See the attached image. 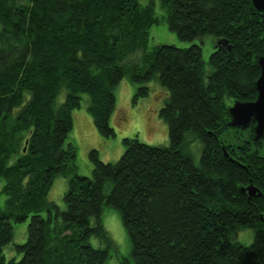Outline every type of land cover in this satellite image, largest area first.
I'll return each instance as SVG.
<instances>
[{"label": "trees", "instance_id": "1", "mask_svg": "<svg viewBox=\"0 0 264 264\" xmlns=\"http://www.w3.org/2000/svg\"><path fill=\"white\" fill-rule=\"evenodd\" d=\"M157 1L178 40L214 38L209 72L198 45L150 47L160 20L152 2L0 0V264H104L117 253L104 206L119 214L132 264H264V157L220 140L229 105L256 99L264 14L250 0ZM125 77L138 85L135 99L153 81L167 91L159 116L169 145L124 138L114 163L91 150V177L81 176L66 142L72 112L86 95L97 134L114 137V90ZM187 135L201 144L197 166ZM57 176L64 210L48 201ZM250 184L260 196L247 198ZM27 219L26 241L13 245L20 259L7 260L13 225ZM245 230L251 244L231 242Z\"/></svg>", "mask_w": 264, "mask_h": 264}, {"label": "rangeland", "instance_id": "2", "mask_svg": "<svg viewBox=\"0 0 264 264\" xmlns=\"http://www.w3.org/2000/svg\"><path fill=\"white\" fill-rule=\"evenodd\" d=\"M141 6L153 3L154 15L160 20L150 29V47L157 45H172L177 48H188L195 44L202 49V61L207 72L210 71L209 58L214 51L215 40L211 36L196 38L192 43L178 40L175 33L168 28L166 21V10L160 7L157 0H137ZM148 94L146 97L135 99L138 85L133 84L128 77L123 78L115 87L116 106L109 119V125L114 131V137L106 139L99 136L95 130L92 119L86 111L88 97L82 95L81 108L72 112L73 128L67 138V143H71L76 148L77 174L90 178L92 165L88 154L91 150L98 152L99 159L104 163L116 162L124 152L122 140L124 138L137 139L139 142L150 146H168V127L166 122L160 118L159 111L163 107L168 97L167 91L160 87L156 81L146 84ZM64 91L58 96L57 102L64 100ZM227 104L231 101L226 100ZM231 103L229 106H231ZM253 132L250 128L233 129L227 128L220 134V140L225 145L236 148L246 145L247 153H256L264 157V140L259 144L254 142ZM188 150L192 156L193 163H199L201 144L187 135ZM238 154L242 152L237 149ZM3 183L0 182V190ZM66 180L57 176L48 194V201L56 205L60 210H64L63 195L66 190ZM5 197L0 194V208L4 207ZM44 216L45 214L42 213ZM29 220L13 225L12 242L4 247L3 253L7 260L17 258L13 245L23 244L26 241V231ZM102 222L105 230L109 233L117 246V253L110 252L109 258L104 264H132L131 243L129 237L121 223L119 214L116 210L104 206L102 209ZM253 234L250 230H245L233 235L231 242H240L244 245L252 243ZM95 248L101 247L96 239L91 240ZM20 257L17 258L19 260Z\"/></svg>", "mask_w": 264, "mask_h": 264}, {"label": "water", "instance_id": "3", "mask_svg": "<svg viewBox=\"0 0 264 264\" xmlns=\"http://www.w3.org/2000/svg\"><path fill=\"white\" fill-rule=\"evenodd\" d=\"M250 4L255 11L264 14V0H250ZM256 64L260 71L255 81L256 99L251 102H234L227 109L229 128L246 129L254 123V141L264 136V56L257 57ZM224 155L227 157L225 151ZM242 192L246 193L248 199L261 195L251 184Z\"/></svg>", "mask_w": 264, "mask_h": 264}]
</instances>
